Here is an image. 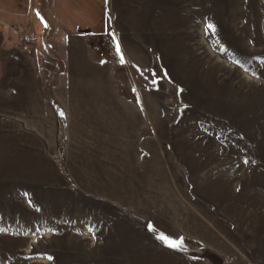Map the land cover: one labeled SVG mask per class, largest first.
Wrapping results in <instances>:
<instances>
[{
    "label": "rangeland",
    "instance_id": "rangeland-1",
    "mask_svg": "<svg viewBox=\"0 0 264 264\" xmlns=\"http://www.w3.org/2000/svg\"><path fill=\"white\" fill-rule=\"evenodd\" d=\"M1 2L14 26L22 2L50 36L56 21L91 28L134 106L129 163L151 191H127L132 165H69L58 131L56 152L0 163V264H264V0Z\"/></svg>",
    "mask_w": 264,
    "mask_h": 264
},
{
    "label": "crops",
    "instance_id": "crops-1",
    "mask_svg": "<svg viewBox=\"0 0 264 264\" xmlns=\"http://www.w3.org/2000/svg\"><path fill=\"white\" fill-rule=\"evenodd\" d=\"M24 13L26 21L14 26L9 16L20 12L0 5V163L44 155L47 147L57 151L56 103L64 118L62 146L69 165H132L127 191L144 199L151 189L145 188L150 180L138 166L143 162L129 163L139 139L133 124L135 109L119 94L113 62L97 58L87 46L86 35L56 21L49 38L56 43L65 68L46 92L54 58L46 47L43 21L33 14L30 3ZM15 27L28 28L33 39L26 43L13 31ZM169 184H160L156 194H172L165 187Z\"/></svg>",
    "mask_w": 264,
    "mask_h": 264
},
{
    "label": "trees",
    "instance_id": "trees-1",
    "mask_svg": "<svg viewBox=\"0 0 264 264\" xmlns=\"http://www.w3.org/2000/svg\"><path fill=\"white\" fill-rule=\"evenodd\" d=\"M2 1V0H1ZM21 1V0H20ZM1 5H4L2 2H1ZM26 5L27 4H23L22 2H20L19 4H18V6L19 7H22L23 9L21 10V11H23V14H25L24 12H25V8H26ZM7 6V5H6ZM7 7H9V6H7ZM9 8H11L12 10H17L16 8L15 9H13L12 7H9ZM18 11V10H17ZM43 18L46 20V17L45 16H43ZM47 24V23H46ZM47 40H46V47H47V50L53 55V56H55L56 58H57V60H59V62H62L63 61V59L61 58V56L58 54V52H57V50H56V48H53V41L49 38L50 37V35L47 33ZM64 70V66H62V65H60V63H59V65H57L56 67H55V69L52 71V73H51V76L49 77V79H48V81H47V83H46V85H45V91L46 92H50V88H51V86H53L54 84H55V82H56V76H57V74L59 73V72H61V71H63ZM55 108H56V118H57V127H56V132H62V130H63V127H64V118H63V114H62V110H61V107L58 105V104H56L55 103ZM152 231H153V233L156 235V237L158 238V239H160V237L161 236H164V237H167L166 235H164L162 232H160L159 230H156V229H153L152 228ZM168 238V241H174V239H172V238H169V237H167ZM161 240V239H160ZM185 241L186 239H184L182 236H180L178 239H177V241ZM161 241H163V242H165V243H167V244H169L167 241H165V240H161ZM187 251H189V252H191L192 254H197V255H202L203 256V252H201L199 249H186ZM215 254V253H214Z\"/></svg>",
    "mask_w": 264,
    "mask_h": 264
},
{
    "label": "snow or ice",
    "instance_id": "snow-or-ice-1",
    "mask_svg": "<svg viewBox=\"0 0 264 264\" xmlns=\"http://www.w3.org/2000/svg\"><path fill=\"white\" fill-rule=\"evenodd\" d=\"M39 15V13H38ZM209 28L212 27V25H208ZM117 52L119 53L120 52V48H119V45H117ZM121 62H123V56H121ZM161 240H165L169 243V246L170 247H173V248H179L181 246V244L183 243V241H168V238L167 237H164V236H161L160 237Z\"/></svg>",
    "mask_w": 264,
    "mask_h": 264
},
{
    "label": "water",
    "instance_id": "water-1",
    "mask_svg": "<svg viewBox=\"0 0 264 264\" xmlns=\"http://www.w3.org/2000/svg\"><path fill=\"white\" fill-rule=\"evenodd\" d=\"M77 31L80 32V33L88 34L91 31V28L90 27H85V28L77 27ZM89 45L91 47L96 46V44H95V42L93 40L89 41Z\"/></svg>",
    "mask_w": 264,
    "mask_h": 264
},
{
    "label": "built area",
    "instance_id": "built-area-1",
    "mask_svg": "<svg viewBox=\"0 0 264 264\" xmlns=\"http://www.w3.org/2000/svg\"><path fill=\"white\" fill-rule=\"evenodd\" d=\"M24 39L26 42L30 41V35L28 33H24Z\"/></svg>",
    "mask_w": 264,
    "mask_h": 264
},
{
    "label": "bare ground",
    "instance_id": "bare-ground-1",
    "mask_svg": "<svg viewBox=\"0 0 264 264\" xmlns=\"http://www.w3.org/2000/svg\"><path fill=\"white\" fill-rule=\"evenodd\" d=\"M30 35V34H29ZM25 40V39H24ZM30 40H31V36H30ZM26 42V41H25ZM28 42H30V41H28Z\"/></svg>",
    "mask_w": 264,
    "mask_h": 264
}]
</instances>
